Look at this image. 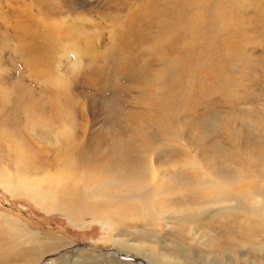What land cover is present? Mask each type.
Returning a JSON list of instances; mask_svg holds the SVG:
<instances>
[{
	"label": "rangeland",
	"instance_id": "1",
	"mask_svg": "<svg viewBox=\"0 0 264 264\" xmlns=\"http://www.w3.org/2000/svg\"><path fill=\"white\" fill-rule=\"evenodd\" d=\"M0 149L28 264H264V0H0Z\"/></svg>",
	"mask_w": 264,
	"mask_h": 264
},
{
	"label": "bare ground",
	"instance_id": "2",
	"mask_svg": "<svg viewBox=\"0 0 264 264\" xmlns=\"http://www.w3.org/2000/svg\"><path fill=\"white\" fill-rule=\"evenodd\" d=\"M19 31V30H18ZM23 36V35H22ZM71 36V35H70ZM77 39V38H76ZM64 47V46H63ZM18 50V49H17ZM21 52V51H20ZM22 53V52H21ZM86 54V53H85ZM91 55V54H90ZM85 58V57H84ZM18 59V58H17ZM89 60H91V59H89ZM24 66V65H23ZM33 73V72H32ZM31 74V73H30ZM32 75V74H31ZM35 75V74H34ZM33 76V75H32ZM27 79H29V78H27ZM30 80V79H29ZM37 80L38 81H40V78L38 77L37 78ZM33 81V80H32ZM37 82V81H36ZM36 85H38V84H36ZM21 111V110H20ZM35 115V114H34ZM20 116H21V118H20V120H25V116H26V107L22 110V112L20 113ZM36 116V115H35ZM28 117V116H27ZM38 118V117H37ZM31 119H30V116H29V118H28V121H30ZM17 121V120H16ZM15 121V122H16ZM28 121H27V123H28ZM23 122V121H22ZM32 122V124H23V126L21 127L20 125H21V123H19V119H18V121L15 123V128H14V126H13V130L15 129V130H17L19 127H20V132H22L23 133V131L25 132V134L27 135V137L28 136H30V134H29V132L31 131L32 132V134H34V135H36L37 137H39L40 136V131H37V132H35V130H34V128H33V125H34V123H33V121H31ZM36 122V121H35ZM17 123H19V124H17ZM28 125L30 126V127H28ZM22 129H24V130H22ZM16 134H17V132H15ZM24 135V134H23ZM32 142V141H31ZM18 144H19V142H18ZM13 146H14V144H13ZM20 148V147H19ZM8 150H10V151H13V152H17V150H15L14 148H11L10 147V149H8ZM22 150V149H21ZM0 151H1V149H0ZM3 151H4V149H3ZM2 151V152H3ZM22 152H24V151H22ZM4 153H5V151H4ZM2 154V153H1ZM22 153L20 152V155H21ZM23 154H25V153H23ZM20 155H19V157H20ZM5 156V155H4ZM26 156H27V154H26ZM39 155H37V157H38ZM18 157V158H19ZM33 157H35V155H33L32 156V158ZM37 157H36V159H37ZM24 158H26V157H24ZM23 157L22 158H19V159H24ZM39 158V157H38ZM11 160V159H10ZM16 160H18V159H16ZM27 160V159H26ZM35 160V159H34ZM3 161V160H2ZM0 162H1V159H0ZM28 162V161H27ZM29 162H30V159H29ZM33 162H36V161H33ZM50 163H52V162H50ZM17 164H18V161H17ZM25 164V163H24ZM1 165V164H0ZM21 165V164H20ZM35 165V167L37 166L36 164H34ZM33 165V166H34ZM3 166V165H2ZM19 166V165H18ZM50 166V165H49ZM26 167V166H25ZM29 167V166H28ZM38 167V166H37ZM18 168V167H17ZM27 168V167H26ZM19 169V168H18ZM1 170V169H0ZM3 172H5V171H3ZM19 172H21L20 170H19ZM27 172V171H26ZM22 173V172H21ZM23 175H24V173H23ZM57 175V174H56ZM32 176V175H31ZM36 177V176H35ZM27 178V177H26ZM13 179V178H12ZM24 179V178H23ZM231 179V178H230ZM31 180V179H30ZM35 180H38V179H35ZM35 180L33 181L34 183H35ZM32 181V180H31ZM30 181V183H32ZM39 181V180H38ZM13 182H16V181H14L13 180ZM17 183V182H16ZM22 183V182H21ZM38 183V182H37ZM36 183V184H37ZM75 183V182H74ZM6 185H7V183H5ZM20 184V183H19ZM27 185V183L26 184H24L23 186H25V187H23V190H26L27 189V187L28 186H26ZM29 185V184H28ZM32 185V184H31ZM35 185V184H34ZM15 186V185H14ZM30 186V185H29ZM37 186V185H36ZM31 187V186H30ZM32 188H33V186H32ZM66 191V190H65ZM78 191V190H77ZM13 192H14V189H13V191H12V194H13ZM15 192H16V190H15ZM33 192V196L31 195V194H29V193H27L26 192V196L28 197V198H30L32 201H35L36 203H37V205L40 207V208H42V209H44V211H46V212H51L52 210H55L56 208H57V205H56V203H54L52 200H49L48 198H46V197H42V196H44L43 194H40V192L39 191H32ZM71 192V191H70ZM83 192V191H82ZM167 193V192H166ZM65 194H67V191H66V193ZM68 194H69V192H68ZM75 194V193H74ZM73 194V195H74ZM55 197V196H54ZM143 199V198H142ZM47 200H49V203H46V201ZM95 202V201H94ZM98 206V205H97ZM93 208V207H92ZM96 208V207H95ZM41 209V210H42ZM88 213V212H87ZM97 213V212H96ZM152 214V213H151ZM83 218V217H82ZM81 218V219H82ZM100 221V220H99ZM13 223V224H10V223ZM10 222V220H8V219H6V218H4V217H0V224H1V226H2V231L5 233H7V235L5 236V235H3V238L6 240V241H4V239H3V242H1L0 241V261H5V262H8V261H10V260H13L14 261V259H15V261H24L25 260V256L21 253V249H29V248H31V246L33 247V249L35 248V247H40L39 245H37V238H38V236H37V234H35V233H33V234H22V235H16V234H18V233H20L21 231H22V228L18 225V223H16V222H14V221H11ZM107 222V221H106ZM103 223V222H102ZM178 229V228H177ZM27 232V231H26ZM5 233V234H6ZM2 236V235H1ZM41 247H42V245H41ZM40 249V248H39ZM39 249H38V251H39ZM30 250H32V249H29V251ZM37 252V251H36ZM34 257V258H33ZM20 258V259H19ZM36 259H37V257L36 256H32V257H30L29 258V260L28 259H26L23 263H30V261L31 262H35L36 261Z\"/></svg>",
	"mask_w": 264,
	"mask_h": 264
}]
</instances>
